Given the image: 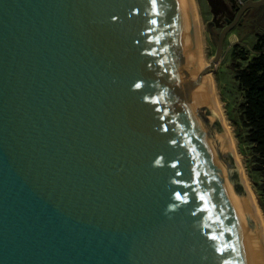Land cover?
Here are the masks:
<instances>
[{
    "label": "water",
    "instance_id": "obj_1",
    "mask_svg": "<svg viewBox=\"0 0 264 264\" xmlns=\"http://www.w3.org/2000/svg\"><path fill=\"white\" fill-rule=\"evenodd\" d=\"M241 2L202 68L189 0H0V264H264L206 74Z\"/></svg>",
    "mask_w": 264,
    "mask_h": 264
},
{
    "label": "rangeland",
    "instance_id": "obj_2",
    "mask_svg": "<svg viewBox=\"0 0 264 264\" xmlns=\"http://www.w3.org/2000/svg\"><path fill=\"white\" fill-rule=\"evenodd\" d=\"M196 32L197 49L201 46V53L209 63L215 53L217 36L223 22L212 9V0H189ZM258 25L264 26V22ZM258 40L255 28L248 26L232 28L227 33L223 45V54L220 61L211 70L214 90L224 124L232 138L234 155L241 166L244 179L251 193L257 201L254 181L264 180V172L253 169L254 158L250 145L243 139L244 129H240L238 116L239 105L243 101V90L236 79L235 63L245 65L257 52L254 45ZM244 54L245 59L241 58ZM238 163V162H237ZM258 203V201H257ZM264 213V212H262Z\"/></svg>",
    "mask_w": 264,
    "mask_h": 264
},
{
    "label": "trees",
    "instance_id": "obj_3",
    "mask_svg": "<svg viewBox=\"0 0 264 264\" xmlns=\"http://www.w3.org/2000/svg\"><path fill=\"white\" fill-rule=\"evenodd\" d=\"M254 50L257 54L245 65H234L236 79L244 96L239 105V123L235 124L245 130L242 136L250 145L253 169L264 172V33L258 35ZM241 58L245 59L244 54ZM254 187L258 204L264 212V180L254 181Z\"/></svg>",
    "mask_w": 264,
    "mask_h": 264
},
{
    "label": "flooded vegetation",
    "instance_id": "obj_4",
    "mask_svg": "<svg viewBox=\"0 0 264 264\" xmlns=\"http://www.w3.org/2000/svg\"><path fill=\"white\" fill-rule=\"evenodd\" d=\"M241 3V0H212L213 11L216 12L220 17V22H223L219 33L223 27H225L235 18L237 13L236 7ZM260 22H264V5L246 9L232 28H242L244 26H248L250 29L255 28L256 34L258 36L261 33H264V26L258 25ZM227 33L224 37V41L227 38Z\"/></svg>",
    "mask_w": 264,
    "mask_h": 264
},
{
    "label": "bare ground",
    "instance_id": "obj_5",
    "mask_svg": "<svg viewBox=\"0 0 264 264\" xmlns=\"http://www.w3.org/2000/svg\"><path fill=\"white\" fill-rule=\"evenodd\" d=\"M197 52H198V59H199V62H200V64H201L202 68L205 67V66H207V65H208V62L204 59V56H203L202 53H201V46H200V44H199V47H198V49H197ZM206 74H207V76H208V78H209V80H210V84H211V89H212L213 97H214L215 103H216V105H217L218 111H219V113H220L221 120H222V122H223V124H224V119H223L222 113H221V111H220V108H219V105H218V101H217V98H216V93H215V90H214V84H213V80H212V72H211V70L208 71ZM224 126H225V128H226V125H225V124H224ZM226 131H227V134H228V137H229V139H230V142H231V145H232V148H233V152H234L233 141H232V138H231V136H230V134H229L227 128H226ZM235 157H237V156H235ZM236 161L238 162L237 164H238V166H239V168H240V171H241V174H242L243 181H244L245 184H246V181H245V179H244V174H243V171H242L243 168H241L238 159H236ZM246 187H247V189H248V191H249V194H250V196H251V198H252V201H253V203H254V205H255V208H256L257 214H258V216H259V219H260V222H261L262 228H264V213H262V210H261L259 204L257 203L256 199L254 198V196H253V194L251 193L250 189L248 188L247 184H246Z\"/></svg>",
    "mask_w": 264,
    "mask_h": 264
},
{
    "label": "snow or ice",
    "instance_id": "obj_6",
    "mask_svg": "<svg viewBox=\"0 0 264 264\" xmlns=\"http://www.w3.org/2000/svg\"><path fill=\"white\" fill-rule=\"evenodd\" d=\"M137 87H139V85H137ZM179 198V197H178Z\"/></svg>",
    "mask_w": 264,
    "mask_h": 264
}]
</instances>
